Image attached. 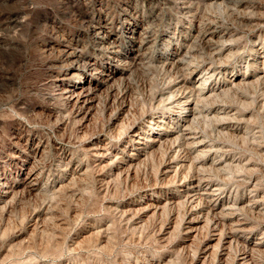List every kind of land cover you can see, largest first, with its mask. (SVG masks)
Segmentation results:
<instances>
[{
    "label": "rangeland",
    "instance_id": "1",
    "mask_svg": "<svg viewBox=\"0 0 264 264\" xmlns=\"http://www.w3.org/2000/svg\"><path fill=\"white\" fill-rule=\"evenodd\" d=\"M105 32L109 42L102 45ZM212 32L207 44L203 37ZM141 34L148 43L134 61ZM66 51L75 52L84 71H69ZM178 53L185 59L179 74L166 65ZM189 62L202 70L211 63L221 67L213 79L220 90L198 97L201 111L190 124L204 148L188 150L205 163L200 172L220 186L219 206L231 208L233 222L214 226L210 213L187 237L185 222L202 204L185 202L178 190L194 171L189 162L167 171L174 155L183 160L185 154H175V140L163 136L178 128L180 113L160 99L186 73L192 84L200 81L198 73H188ZM263 62L264 0H0V185L13 187L0 201V264H232L255 243L254 259L264 264V81L256 75ZM81 82L95 95L88 119L61 94ZM153 118H162L161 128L133 141L131 129L147 135ZM97 138L108 141L106 159L86 149ZM147 138L161 142L153 146ZM37 141L42 178L30 195L19 185V167L33 161ZM207 240L212 248L204 251ZM224 241L227 255L219 259Z\"/></svg>",
    "mask_w": 264,
    "mask_h": 264
},
{
    "label": "bare ground",
    "instance_id": "2",
    "mask_svg": "<svg viewBox=\"0 0 264 264\" xmlns=\"http://www.w3.org/2000/svg\"><path fill=\"white\" fill-rule=\"evenodd\" d=\"M2 1V0H1ZM179 1V0H178ZM4 2V1H3ZM170 2V1H169ZM173 3V2H171ZM185 3V2H184ZM194 3V2H193ZM223 3V2H221ZM219 3V4H221ZM6 4V3H5ZM196 4V3H195ZM177 5V4H176ZM178 6V5H177ZM194 6V5H193ZM208 6V5H207ZM214 6V5H213ZM216 6V5H215ZM180 7V6H179ZM183 7V6H182ZM192 7V6H191ZM13 8V7H12ZM201 8V7H200ZM213 8V7H212ZM220 8V6L218 7ZM204 9V7H203ZM206 9V8H205ZM208 9V8H207ZM30 10V9H29ZM196 10V8H195ZM220 10V9H219ZM11 12V11H10ZM186 12V11H185ZM192 12H195V11H192ZM191 12V13H192ZM198 12V11H197ZM2 13V12H1ZM13 13V12H12ZM16 13V12H15ZM20 13V12H19ZM9 14V13H8ZM23 14V12H22ZM184 14V12H183ZM186 14V13H185ZM198 14V13H196ZM209 14V13H207ZM194 15V13H193ZM211 15V14H210ZM7 16V15H6ZM202 16V15H201ZM217 16V15H215ZM19 17V16H18ZM189 17V16H188ZM194 17V16H193ZM205 17V16H204ZM207 17V16H206ZM205 17V18H206ZM212 17V16H211ZM210 17V18H211ZM219 17V16H217ZM8 18V17H7ZM209 18V19H210ZM191 19V18H190ZM198 19V18H197ZM204 19V18H202ZM208 19V20H209ZM218 19V18H216ZM200 20V19H198ZM214 20V18H213ZM186 21V20H185ZM207 21V20H205ZM215 21V20H214ZM7 22V20H6ZM197 22V20H196ZM211 21L209 20V22L207 23H210ZM225 22V21H223ZM20 23V22H19ZM203 23V22H202ZM219 23V22H218ZM193 24V23H192ZM206 24V22H205ZM213 24V22H212ZM219 25V24H218ZM225 25V24H224ZM98 28L101 27L100 24L97 25ZM202 26V25H201ZM207 26V25H206ZM214 26V25H213ZM203 27V26H202ZM209 27V26H208ZM207 27V28H208ZM148 28V27H146ZM198 28V27H197ZM145 29V28H144ZM143 30V29H142ZM147 30V29H146ZM199 30H201L199 28ZM205 30V29H204ZM216 30V29H215ZM223 30V29H222ZM225 30V29H224ZM227 30V29H226ZM99 31V30H98ZM202 31V30H201ZM200 33V31H198ZM204 32V31H202ZM134 33V32H133ZM133 33H131V35H133ZM148 33V32H147ZM210 33V32H209ZM203 34V33H202ZM206 34V33H205ZM219 34V33H218ZM143 34H141V36L139 38H136L135 40V44H133L134 48L137 50V55L136 57H134V61H136L137 59L139 60L141 55H143L140 50L148 43L147 41V36H142ZM222 35V34H221ZM150 36V35H149ZM193 36V35H192ZM213 32L210 34V37H203V40L204 42H206L208 44V42H210L212 39L211 37H213ZM223 36V35H222ZM231 36V35H230ZM102 40H100V43L102 45H105L107 42H109V37L106 35V32H105V36H101ZM222 37L219 36L218 39H221ZM151 39V38H150ZM231 39V38H230ZM152 40V39H151ZM226 40V39H225ZM194 41V40H193ZM199 41V40H198ZM214 41V40H213ZM216 41V40H215ZM224 40H222V44L225 42H223ZM96 42V41H95ZM217 42V41H216ZM215 42V43H216ZM228 42V41H227ZM197 43V42H196ZM199 43V42H198ZM197 43V44H198ZM219 43V42H218ZM108 44V43H107ZM111 44V43H110ZM150 44V43H149ZM195 44V43H194ZM194 44H191V45H194ZM205 44V43H204ZM101 46V45H100ZM184 46V45H183ZM205 46V45H204ZM102 47V46H101ZM108 47H110L108 45ZM191 47V46H190ZM193 47V46H192ZM191 47V48H192ZM215 47V46H214ZM146 48V47H144ZM194 48V47H193ZM196 48V46H195ZM201 48V47H200ZM209 48V47H208ZM207 48V49H208ZM222 48V47H221ZM112 49V48H111ZM188 49V47H187ZM197 49V48H196ZM195 49V50H196ZM71 50V49H70ZM73 50V49H72ZM147 50V49H145ZM220 50V49H219ZM75 51V50H74ZM74 51H66L64 54L62 53V58H63V61H65L66 65H70L69 67V71H71L72 73H74L75 71H84L85 67L82 66V64H79V59L77 57V55L75 54ZM113 51V49H112ZM143 51V50H142ZM148 51V50H147ZM146 51V53H147ZM190 51V50H189ZM193 51V50H192ZM214 51V50H213ZM211 51V52H213ZM221 51V50H220ZM230 51V50H229ZM184 52V51H183ZM182 52V53H183ZM201 52V51H200ZM228 52V51H227ZM59 53V52H58ZM145 53V52H143ZM145 53V54H146ZM187 53V52H186ZM202 53V52H201ZM207 55V52H205ZM215 53V51L213 52ZM229 53V52H228ZM262 53V52H261ZM184 54V53H183ZM204 54V52H203ZM202 54V55H203ZM61 55V54H60ZM79 55V54H78ZM148 55V54H147ZM204 55V57H205ZM212 54L210 53V56ZM209 56V55H208ZM227 57V55H225ZM195 57V56H194ZM203 57V58H204ZM58 58V57H57ZM196 58H199L196 56ZM195 58V59H196ZM188 59V58H187ZM191 59V58H190ZM194 59V58H193ZM192 59V60H193ZM211 59V58H210ZM217 59V58H216ZM57 60V59H56ZM144 60V59H143ZM52 61V60H51ZM58 61V60H57ZM189 61V60H188ZM198 61V59H197ZM214 61V59H213ZM89 62V61H88ZM195 62V61H194ZM202 62V61H201ZM200 62V63H201ZM216 62V61H215ZM221 62V61H220ZM132 63V62H131ZM209 63V62H208ZM216 63H219L218 61ZM264 63V62H263ZM86 66L88 63H85ZM91 64V63H89ZM138 64V63H137ZM161 64V63H160ZM164 64V63H163ZM188 64H191L190 62ZM193 64V63H192ZM191 64V66H192ZM195 64V63H194ZM193 64V65H194ZM197 64V62H196ZM212 64V63H211ZM208 65L206 66L205 69H200V67H198L197 65L196 66H192L190 67V71H188V73L190 72V74H195V73H198L199 75L196 77V79H199L200 81L194 85L192 84V82L190 81V79L186 76L185 74V77H182L177 79L175 81V83L173 84L172 86V89L171 91L169 92V95H166V98H164V100H161L160 101H163V107H170V108H174V109H177L180 113V115L178 116L177 118V121H178V128L174 131H171L169 134H165L163 135L164 137H167V138H170V139H174L175 140V143H174V151H175V154L176 153H180L182 152L183 154H185V158L183 160H179V158L175 159V155L174 157H172L169 162H168V167H167V171H170L172 168H173V164H176V163H180V166L181 167H184L187 165V162H189L190 165H192V167L194 168V171L192 174H189V175H186V176H182V180L177 183V186H178V190L180 192V196L183 197V199L185 200V202L189 203V204H192V203H196V202H199L202 204L201 207H196V208H193V212L190 213L191 214V217H187L188 220H186L185 222V233H187V237H189V235L197 230L199 228V224L203 221V220H206L204 219L205 216H207V214H212L210 216H212V224L214 226H216L217 224H222V225H226V222L228 221H231L233 222L232 220V217H233V213L231 212V208L230 207H226V206H219L220 202L219 201V197L220 195H222V190L221 188H219L217 185L213 184L210 182L209 180V177L206 175V173H201L200 172V167L202 165H204L205 163H203L202 161H196L194 160V157L191 153V149L188 150V147L189 145H193L196 147V149H203L204 148V141L205 140H202L200 139V137L197 135V133H195L193 130H190V124L195 120L197 119V115H198V110L201 111V109H198V97H203V98H206L207 97H210L211 95L217 93V91L220 90L221 87H218V86H215L213 84V79H215L217 77V75L220 73L221 71V67L220 66H212V65ZM56 65V64H55ZM64 65V64H63ZM166 65L169 66V69H173L176 73H180V71L184 68H182L184 65H185V59L182 57V54L181 53H178V54H175L172 56V58L169 59V61H166ZM49 66V65H48ZM52 66V65H50ZM162 66V65H160ZM190 66V65H189ZM201 66V65H200ZM260 66V65H259ZM263 66V65H262ZM88 67V66H87ZM92 67V66H91ZM187 68V66H185ZM205 67V66H204ZM50 68V67H49ZM167 68V67H166ZM262 68V67H261ZM128 70V68H126ZM165 69V68H164ZM168 69V70H169ZM88 70V69H87ZM166 70V69H165ZM169 70V71H170ZM93 71V70H92ZM96 71V70H95ZM227 71V70H226ZM104 73V72H103ZM129 73V72H128ZM178 73V74H179ZM182 73V72H181ZM92 74V73H91ZM166 74V73H165ZM164 74V75H165ZM169 74V73H167ZM175 74V73H174ZM173 74V75H174ZM184 74V73H183ZM105 75V74H104ZM107 75V74H106ZM244 75V74H243ZM257 77L262 79L264 81V69L262 68L261 70H259L257 72ZM167 76V75H166ZM175 76V75H174ZM223 76V75H222ZM187 77V78H186ZM83 78V79H82ZM129 78V77H128ZM78 81L80 79H82V82H84L85 80V77L83 75H78L77 77ZM126 79V78H125ZM195 79V80H196ZM249 79V78H248ZM253 79V78H252ZM255 79V78H254ZM106 80V79H105ZM104 80V81H105ZM128 80V79H126ZM256 80V79H255ZM259 80V79H258ZM55 81H59L55 79ZM252 81V80H251ZM257 81V80H256ZM261 81V83L263 82ZM63 82V81H62ZM82 82L79 83L77 86H73L72 88H64L61 90V94L62 96L66 99L67 103L72 107L73 110H75L76 114H79L81 115V118L83 119H88V117L90 116L91 114V110H92V107L94 105V96L93 95V92L91 91V88H85V86H82ZM174 82V81H173ZM58 83V82H57ZM56 83V84H57ZM62 84V83H61ZM235 84H238V83H235ZM234 84V85H235ZM251 84V82H250ZM168 85V83H167ZM262 85V84H261ZM97 86V85H96ZM233 87V85H231ZM240 86V85H239ZM62 87V86H61ZM60 87V88H61ZM130 87V86H129ZM169 87V86H168ZM167 87V88H168ZM230 87V86H229ZM227 88V87H226ZM59 89V88H58ZM108 89H110L108 87ZM107 89V90H108ZM132 90V89H131ZM130 90V91H131ZM228 90V89H227ZM226 90V91H227ZM124 91V90H123ZM57 92V91H56ZM113 92V91H112ZM166 92V91H165ZM224 92V91H222ZM220 92V93H222ZM55 93V92H54ZM119 93V92H117ZM129 93V91L126 89V91L124 92L123 96L125 97L127 94ZM168 93V92H167ZM59 94V93H58ZM115 94V93H114ZM120 94V93H119ZM216 95V94H215ZM57 96V95H56ZM112 96V95H111ZM156 96V95H155ZM158 97V96H157ZM216 96H214L215 98ZM218 97V96H217ZM220 97V96H219ZM212 98V96H211ZM218 98H216L217 100ZM215 100V99H214ZM65 101V100H64ZM159 101V99H158ZM203 102V101H202ZM209 102V100H208ZM215 102V101H214ZM64 103V102H63ZM206 103V102H205ZM203 104V103H202ZM215 104V103H214ZM122 105V104H121ZM158 105V103H157ZM206 105V104H204ZM209 105V104H207ZM206 105V106H207ZM202 106V105H201ZM65 107V106H64ZM211 107V106H210ZM209 107V108H210ZM100 108V107H99ZM153 108V106H152ZM71 109V108H70ZM95 110V109H94ZM93 110V111H94ZM98 110V109H97ZM126 110V109H125ZM208 110V108H207ZM221 110V109H220ZM99 111V110H98ZM124 111V109H123ZM166 111V110H165ZM72 112V111H71ZM74 112V113H75ZM124 113V112H123ZM92 115V114H91ZM161 117V116H160ZM197 117V118H196ZM203 117V116H201ZM225 118V117H224ZM79 119V118H78ZM162 119V118H161ZM159 118H153V120L150 121L151 123V126H153V128H148L149 132L147 131V135L145 134H141L140 132H138V129L135 128H132L131 131H130V136H131V139L135 142H138L139 143V140L140 139H144V136H148V137H152V133H154L153 131L155 129L159 130L161 128V125H162V121ZM227 119V118H225ZM63 119H61L62 121ZM230 121V120H229ZM64 123V121H63ZM196 123V122H195ZM164 124V123H163ZM237 124V123H236ZM197 125V124H196ZM194 124V126H196ZM230 125V124H229ZM232 125V124H231ZM138 126V125H137ZM169 126V124H168ZM192 126V125H191ZM236 126V125H235ZM61 128V127H60ZM164 128V127H163ZM24 129V128H23ZM232 129V128H231ZM172 130V129H171ZM196 131V130H195ZM21 132V131H20ZM199 132V131H198ZM201 132V131H200ZM199 132V133H200ZM103 133V132H101ZM158 133V132H157ZM202 133V132H201ZM203 134V133H202ZM106 135V134H105ZM154 136V135H153ZM159 133H158V137H159ZM163 136H160V137H163ZM202 136V135H201ZM103 138V137H102ZM206 139V137H204ZM148 141L151 142V145H158L160 144L161 142V138H154V139H151V138H147ZM19 141V140H18ZM41 141V140H40ZM168 141V140H167ZM166 141V142H167ZM207 141V140H206ZM38 142V141H37ZM36 142V143H37ZM45 142V141H44ZM108 142V141H107ZM107 142H104L102 143L101 140L99 138L97 139H94L92 140L91 142H89L86 146V149L87 151L89 152V154L93 157H97V158H102V159H106L107 157H109V155L112 154L111 152V149L110 147L108 146V143ZM165 142V143H166ZM171 142V141H169ZM10 143V142H9ZM27 143V142H26ZM35 143V144H36ZM46 143V142H45ZM31 144V143H30ZM33 144V143H32ZM143 144V143H142ZM167 144V143H166ZM173 144V143H172ZM208 144V143H207ZM22 145V144H21ZM47 145V144H46ZM141 145V144H140ZM170 146V145H169ZM42 144L41 142L38 144L35 145V148H34V155L32 156V159L33 161L30 162L29 161V164L28 162H26L24 165L21 166V168L19 167L20 169V175H21V178H20V181H19V185L22 186V189L24 192L30 194V193H33V192H37V189L40 188L39 185L40 182H41V178H42V168H40L37 163H36V157L38 156L39 152L41 153L42 152ZM161 147V145H160ZM171 147V146H170ZM209 147V145H208ZM212 147V145H211ZM24 148V147H23ZM32 148V147H31ZM155 148V147H153ZM176 148V150H175ZM178 148V149H177ZM191 148V147H190ZM169 149V148H168ZM210 149V148H209ZM219 149V148H218ZM85 150V149H84ZM150 150V149H149ZM172 150H173V147H172ZM211 150V149H210ZM154 151V150H153ZM198 151V150H197ZM205 151V150H203ZM209 151V150H208ZM212 151V150H211ZM217 151V149L215 150ZM220 151V150H219ZM21 152V151H20ZM86 152V151H85ZM150 152V151H149ZM202 152V151H201ZM210 152V151H209ZM218 152V151H217ZM87 153V152H86ZM65 154V153H63ZM114 154V153H113ZM149 154V153H148ZM173 154V153H172ZM213 154V153H212ZM224 154V153H223ZM222 154V155H223ZM43 155V154H42ZM136 155V154H135ZM182 155V154H181ZM180 155V156H181ZM198 155V153H197ZM196 155V156H197ZM200 155V154H199ZM204 155V153H203ZM220 155V156H222ZM17 156V155H16ZM40 156V155H39ZM195 156V155H194ZM212 156V155H211ZM67 157V156H66ZM115 157V156H114ZM198 157V156H197ZM200 159H202V154L201 156H199ZM40 158V157H39ZM38 158V159H39ZM60 158V157H59ZM91 158V157H90ZM119 158V157H118ZM134 158V157H133ZM170 158V157H169ZM212 158V157H211ZM222 158V157H221ZM220 158V159H221ZM114 159V158H113ZM197 159V158H195ZM204 159V158H203ZM216 159L217 158V155H216ZM219 160V159H218ZM226 160V159H225ZM58 161V160H57ZM115 162V160H113ZM112 161V162H113ZM167 161V160H166ZM212 161V160H211ZM38 162V161H37ZM41 162V161H40ZM103 162V161H102ZM111 162V163H112ZM39 163V162H38ZM42 163V162H41ZM40 163V164H41ZM108 163V162H107ZM105 163V164H107ZM221 163V161H217V162H211V165L216 167V166H219V164ZM27 164V165H26ZM103 164V163H102ZM188 164V165H189ZM97 165V164H96ZM129 165V164H128ZM187 165V166H188ZM224 165V164H223ZM76 166V165H75ZM121 166V165H120ZM62 167V166H61ZM98 167V166H97ZM100 167V166H99ZM102 167V166H101ZM191 167V168H192ZM207 167V166H206ZM221 167V166H220ZM223 167V166H222ZM45 168V167H44ZM163 168V167H162ZM165 168V167H164ZM190 168V167H189ZM187 167V169H189ZM190 168V169H191ZM211 168V167H210ZM213 168V167H212ZM74 169V168H73ZM186 169V168H185ZM216 169V168H215ZM224 169V168H223ZM163 170V169H162ZM174 169H172L173 171ZM210 170V169H209ZM218 170V169H217ZM221 170V168H220ZM164 171V170H163ZM166 171V170H165ZM216 171V170H215ZM81 172V171H80ZM174 173L177 172V171H173ZM184 172V171H183ZM186 172V171H185ZM190 172V171H189ZM83 173V172H82ZM173 173V174H174ZM219 173V172H218ZM180 174V173H178ZM183 174V173H182ZM220 174V173H219ZM82 175V174H81ZM209 175V174H208ZM80 176V175H78ZM173 176V175H172ZM175 176V174H174ZM177 176V175H176ZM181 176V175H179ZM212 176V175H210ZM169 177V176H167ZM215 177V176H214ZM45 178V176H44ZM74 178V177H73ZM173 178V177H172ZM174 179V178H173ZM44 180V179H43ZM170 180V179H169ZM44 182V181H43ZM173 182V181H172ZM172 184V183H171ZM218 184V183H217ZM173 185V184H172ZM175 187V186H174ZM225 189V188H224ZM13 193V187L12 185L10 184H6V183H1L0 185V201H3L5 203L6 199L9 197V195H11ZM26 195V194H25ZM31 195V194H30ZM229 195V194H228ZM230 197V196H229ZM227 198V197H226ZM139 199V198H138ZM172 199V198H171ZM182 199V200H183ZM248 199V197H247ZM225 200V199H224ZM140 202L144 201V198H141V200H139ZM254 201V200H253ZM145 202V201H144ZM225 202V201H224ZM229 202V201H228ZM184 203V201H183ZM198 203V204H199ZM230 203V202H229ZM233 203V202H232ZM186 204V203H185ZM251 204V203H250ZM151 205V204H150ZM228 205V204H227ZM235 205V204H234ZM233 205V206H234ZM194 206V205H193ZM231 206V205H230ZM248 206V205H247ZM144 207V206H143ZM146 207V206H145ZM149 207V206H147ZM155 207V206H154ZM158 207V206H156ZM188 207V206H187ZM186 207V208H187ZM241 207V206H240ZM246 207V206H245ZM138 208V207H137ZM140 208V207H139ZM138 208V209H139ZM243 208V206H242ZM247 208V207H246ZM249 208V207H248ZM247 208V209H248ZM191 209V207H190ZM197 209V210H196ZM235 209V208H234ZM252 211V210H251ZM144 212V211H143ZM236 212V211H235ZM238 212V211H237ZM146 214V213H145ZM209 216V215H208ZM208 218V217H207ZM240 218V217H239ZM184 220V219H183ZM245 222H246V219L244 218ZM207 221V220H206ZM135 223V222H134ZM244 223V222H243ZM207 224V223H206ZM236 225V227H240L241 224H239L238 222L236 223H233ZM205 225V223H204ZM228 225V224H227ZM231 225V224H230ZM228 225V226H230ZM246 225V224H245ZM207 226V225H206ZM213 226V227H214ZM234 226V225H233ZM201 227V226H200ZM208 227V226H207ZM218 228V227H217ZM223 228V227H221ZM220 228V229H221ZM231 228V227H230ZM234 228V227H233ZM247 228V227H246ZM252 228V227H251ZM210 229V228H209ZM225 229V228H224ZM243 229V228H242ZM213 230V229H212ZM222 230V229H221ZM220 230V231H221ZM229 230V229H227ZM241 230V229H240ZM214 231V230H213ZM219 231V233H220ZM225 231V230H224ZM231 231V229L229 230ZM229 231H226V232H229ZM233 231V230H232ZM244 231V230H243ZM222 232V231H221ZM208 233V232H207ZM216 233V232H215ZM215 233H210L211 236H214ZM217 233V234H219ZM223 233V232H222ZM231 233V232H230ZM250 233V232H249ZM221 234V233H220ZM219 234V235H220ZM218 235V236H219ZM222 235H220L221 237ZM224 236V235H223ZM230 236V235H229ZM208 237V236H207ZM228 237V235H227ZM213 238V237H212ZM211 238V239H212ZM217 238V237H216ZM231 240V239H230ZM235 240V239H234ZM221 241V240H219ZM262 241V239H261ZM217 242H218V239H217ZM230 242V241H229ZM235 242H238V241H235ZM212 244V243H211ZM218 243H216L217 245ZM228 244V243H227ZM248 244V243H247ZM258 244V243H257ZM256 243L253 244L252 246H246L245 248H242V250L239 252V254L232 260V264H257L256 261L258 260L257 257H256V261L254 259V256L255 254H252L253 251H255V246L257 245ZM215 245V247H217ZM229 245V244H228ZM232 245V244H231ZM220 248H219V259H222L226 254V250H227V247H226V244H225V241L221 243V245L219 244ZM210 245L208 243V240L206 241V243H204V251H207V249H209ZM230 247V246H229ZM244 247V246H243ZM260 247V246H259ZM264 247V246H263ZM212 248V247H210ZM202 249V248H201ZM218 249V248H217ZM239 250V249H237ZM261 251V250H260ZM203 252V251H202ZM229 248H228V253H229ZM258 251L256 250L255 253H257ZM254 253V252H253ZM259 253V252H258ZM204 254V252H203ZM237 254V252H236ZM232 255V254H231ZM206 256V255H205ZM257 256V255H256ZM228 257V256H227ZM225 257V258H227ZM234 257V255L232 256V258ZM218 258V257H217ZM224 258V260H225ZM230 258V257H229ZM227 261L230 260V259H226ZM222 261V260H221ZM259 261V260H258ZM219 262V260H218ZM230 262V261H229ZM222 263V262H221ZM228 264V263H227ZM259 264V263H258Z\"/></svg>",
    "mask_w": 264,
    "mask_h": 264
}]
</instances>
